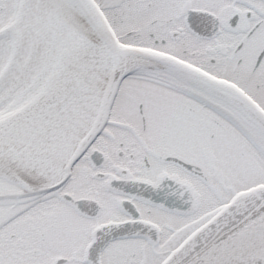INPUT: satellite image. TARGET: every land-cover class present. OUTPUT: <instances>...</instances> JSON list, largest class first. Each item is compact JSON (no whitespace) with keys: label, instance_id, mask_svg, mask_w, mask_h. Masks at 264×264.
I'll list each match as a JSON object with an SVG mask.
<instances>
[{"label":"snow or ice","instance_id":"6c2138e0","mask_svg":"<svg viewBox=\"0 0 264 264\" xmlns=\"http://www.w3.org/2000/svg\"><path fill=\"white\" fill-rule=\"evenodd\" d=\"M0 264H264V0H0Z\"/></svg>","mask_w":264,"mask_h":264}]
</instances>
